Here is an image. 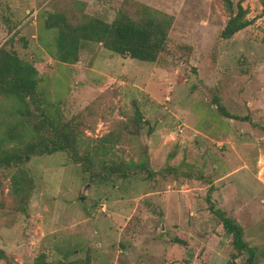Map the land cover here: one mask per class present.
Instances as JSON below:
<instances>
[{
    "label": "rangeland",
    "instance_id": "1",
    "mask_svg": "<svg viewBox=\"0 0 264 264\" xmlns=\"http://www.w3.org/2000/svg\"><path fill=\"white\" fill-rule=\"evenodd\" d=\"M230 1L250 23L222 39L223 0H0V45L12 37L17 55L36 67L42 106L61 119L82 115L83 142L118 130L113 157L139 163L145 149L152 172L103 180L64 151L35 155L25 165L35 187L19 212L8 194L13 168L0 167V264L87 252L92 264H224L229 236L207 209V193L259 252L254 264H264V16L258 0ZM120 8L136 20L146 12L171 18L155 62L98 43L85 44L72 65L50 58L44 45L52 49L55 34L43 28L44 13L110 22ZM205 87L227 113L247 119L221 116ZM135 105L146 124L119 129Z\"/></svg>",
    "mask_w": 264,
    "mask_h": 264
},
{
    "label": "trees",
    "instance_id": "2",
    "mask_svg": "<svg viewBox=\"0 0 264 264\" xmlns=\"http://www.w3.org/2000/svg\"><path fill=\"white\" fill-rule=\"evenodd\" d=\"M260 15L264 16V0H258ZM228 12L227 20L219 32L222 39L230 38L234 33L250 23L246 17L247 9L239 1L233 4L223 0ZM171 18L165 14L145 13L140 20L133 19L130 13L120 8L110 21L99 17H88L81 22H70L60 11H48L42 17L45 30L54 31L52 49L48 55L61 63H75L80 49L88 43H98L104 49L119 56L138 61L155 62L158 53L166 46L167 31ZM11 37L0 45V167L13 168L10 175V192L12 209L24 212L34 189V178L25 165L35 155L51 154L64 151L71 162L80 164L85 172L92 177L107 179L111 175L127 177L129 173L146 171V151L139 163L116 160L114 147L121 139V132L111 130L103 135L83 142L80 126L82 115L70 119H61L52 115L49 109L41 104L38 94L39 74L36 67L29 61L20 58L12 48ZM206 88V87H205ZM211 92V88H206ZM213 91V90H212ZM211 102L215 104L221 116L245 120L246 117L230 115L218 103L216 95L211 92ZM37 117L38 120L33 118ZM146 121L139 108L135 105L133 115L119 129L131 128V133L138 128L139 122ZM146 124V122H144ZM150 129H146V134ZM110 155L111 157L102 158ZM98 167V169H97ZM209 191V189H208ZM207 209L218 219L224 234L229 236L230 249L224 264H236L240 254L246 255L242 264H254L259 252L242 239V229L238 222L219 210L212 209L206 194ZM2 254V253H0ZM262 255L263 252L260 251ZM91 255L84 258L66 261L58 259L46 260L44 253L38 255L33 264H92ZM164 264H172L167 262ZM200 264H209L202 262Z\"/></svg>",
    "mask_w": 264,
    "mask_h": 264
},
{
    "label": "water",
    "instance_id": "3",
    "mask_svg": "<svg viewBox=\"0 0 264 264\" xmlns=\"http://www.w3.org/2000/svg\"><path fill=\"white\" fill-rule=\"evenodd\" d=\"M79 200H81L80 197H79Z\"/></svg>",
    "mask_w": 264,
    "mask_h": 264
}]
</instances>
